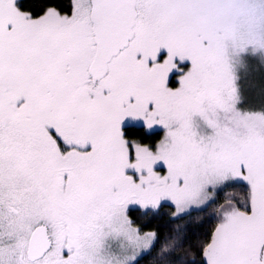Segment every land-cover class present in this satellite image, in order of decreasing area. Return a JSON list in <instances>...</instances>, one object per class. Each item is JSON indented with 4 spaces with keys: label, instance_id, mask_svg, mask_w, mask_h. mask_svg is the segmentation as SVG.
Instances as JSON below:
<instances>
[{
    "label": "snow or ice",
    "instance_id": "snow-or-ice-1",
    "mask_svg": "<svg viewBox=\"0 0 264 264\" xmlns=\"http://www.w3.org/2000/svg\"><path fill=\"white\" fill-rule=\"evenodd\" d=\"M166 203L264 264V0H0V264H197Z\"/></svg>",
    "mask_w": 264,
    "mask_h": 264
},
{
    "label": "trees",
    "instance_id": "trees-1",
    "mask_svg": "<svg viewBox=\"0 0 264 264\" xmlns=\"http://www.w3.org/2000/svg\"><path fill=\"white\" fill-rule=\"evenodd\" d=\"M61 2L65 6L67 5V0H61ZM42 3L43 0H27V4L36 10L40 9ZM137 138H144L146 143L154 142L160 138V133L151 135L145 129L140 128ZM235 191L242 193L243 188L237 186ZM172 211H174V207L170 204H165L158 211H149L147 214L139 209H133V218L138 220L144 231H156L161 243L169 236L178 237L183 244V250L191 253L190 259H194L197 264H200L202 260L199 255L200 242L210 235L215 225L212 209L194 210L175 218L171 216ZM157 248H159V245H157ZM153 256H155V252L142 259L140 264H155Z\"/></svg>",
    "mask_w": 264,
    "mask_h": 264
},
{
    "label": "rangeland",
    "instance_id": "rangeland-1",
    "mask_svg": "<svg viewBox=\"0 0 264 264\" xmlns=\"http://www.w3.org/2000/svg\"><path fill=\"white\" fill-rule=\"evenodd\" d=\"M256 79H258V76L256 77ZM249 97H250V103H253V104H255L256 106H258L259 105V103H260V93H259V88L257 87L256 89H254V90H252L250 93H249ZM145 131L148 133V134H151V135H153V134H156V133H160V138L159 139H157L154 143H151V144H155V143H157L161 138H162V136H163V131L161 130V129H154V130H146L145 129ZM242 187V186H241ZM239 194V193H238ZM166 204H168V203H166ZM133 209H139V210H141L142 212H145V210H143V209H140V208H138V207H133ZM194 210H200V209H192L190 212H192V211H194ZM189 212V213H190ZM188 214V213H187ZM186 215V214H185ZM183 216V215H182ZM178 217H180V216H178Z\"/></svg>",
    "mask_w": 264,
    "mask_h": 264
},
{
    "label": "flooded vegetation",
    "instance_id": "flooded-vegetation-1",
    "mask_svg": "<svg viewBox=\"0 0 264 264\" xmlns=\"http://www.w3.org/2000/svg\"><path fill=\"white\" fill-rule=\"evenodd\" d=\"M154 142H155V141H154ZM154 142H149V143L151 144V143H154Z\"/></svg>",
    "mask_w": 264,
    "mask_h": 264
}]
</instances>
